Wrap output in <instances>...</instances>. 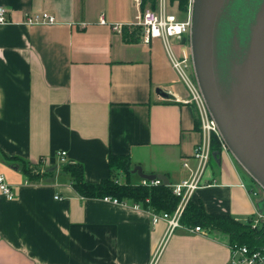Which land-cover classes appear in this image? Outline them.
I'll return each mask as SVG.
<instances>
[{"label":"crops","instance_id":"0c3cea01","mask_svg":"<svg viewBox=\"0 0 264 264\" xmlns=\"http://www.w3.org/2000/svg\"><path fill=\"white\" fill-rule=\"evenodd\" d=\"M0 6L9 19L0 23V175L16 194H0V264H230L228 235L179 227L165 241L167 222H154L146 204L135 209L84 196L65 169L82 164L92 183L114 175L140 185L137 165L166 175L170 185L190 177L184 160L195 166L197 108L162 40L129 42L122 33L138 27L142 7L134 0H0ZM43 11L58 23L23 22ZM183 38L173 42L185 55L189 38ZM110 154L128 156L131 173L113 171ZM248 177L257 182L222 149L192 200L262 226L257 201L264 193L254 196L258 188Z\"/></svg>","mask_w":264,"mask_h":264},{"label":"water","instance_id":"95a60500","mask_svg":"<svg viewBox=\"0 0 264 264\" xmlns=\"http://www.w3.org/2000/svg\"><path fill=\"white\" fill-rule=\"evenodd\" d=\"M190 45L197 81L229 150L264 190V0H195ZM132 171L170 185L166 175L140 165ZM258 206L264 215V198Z\"/></svg>","mask_w":264,"mask_h":264},{"label":"built area","instance_id":"2783aa9c","mask_svg":"<svg viewBox=\"0 0 264 264\" xmlns=\"http://www.w3.org/2000/svg\"><path fill=\"white\" fill-rule=\"evenodd\" d=\"M141 7L144 0H134ZM195 0H186V8L181 10L180 0H156L155 7H147L142 11L134 25L141 27L140 39L145 43H151L155 39H161L167 50L168 56L173 67L179 74L180 81L185 85L189 92V100L195 104L200 119L201 140L195 147L193 159L195 166L191 167L189 159L184 160V166L191 168L190 177L180 183L169 185L174 195L180 198L176 209L173 212H158L154 208L146 207L154 222L165 220L167 222V232L165 241L179 228L184 227L187 230L202 233L205 229L200 226H191L182 223L183 214L189 202L194 198L196 191L205 185L204 176L209 168L212 159V139L217 136L221 142L222 149L230 151L224 140L219 126L213 117L206 99L201 91L197 77L195 75L193 61L191 55H183L176 51L174 39L188 37L190 39L192 30L193 7ZM8 9L0 6V23L9 22ZM56 15L43 11L41 13H28L25 16L24 23L28 25H53L58 23ZM101 23H106L104 19ZM124 25L115 24L116 29H121ZM58 157L61 162L67 161V152L59 151ZM28 182V181H27ZM142 186L153 187L164 184L161 178L147 179L142 178L140 182ZM254 196H258V191L251 192ZM0 194L14 199L16 194L12 186L7 182L3 174L0 175ZM105 201L114 202L123 206H132L135 209H142L143 202L129 203L128 200H120L116 197L105 196ZM146 202H150L147 198ZM261 215V214H260ZM259 219L254 222V227L259 223ZM232 258L230 264H264V246L260 248H251L247 245L232 246ZM154 264V262H152Z\"/></svg>","mask_w":264,"mask_h":264},{"label":"trees","instance_id":"16d2710c","mask_svg":"<svg viewBox=\"0 0 264 264\" xmlns=\"http://www.w3.org/2000/svg\"><path fill=\"white\" fill-rule=\"evenodd\" d=\"M156 0H144L142 9L147 7H155ZM181 10L186 8V0H180ZM124 38L129 42H138L141 34V27L131 28L124 26L122 30ZM141 40V39H140ZM200 127V119L196 122ZM222 146L219 138L213 136L212 139V158L214 155H220ZM111 169H122L126 173H131L130 159L128 156L110 154ZM65 169L72 175L74 187L84 196L88 197H105L112 196L120 200L131 199L134 202H143L149 208H154L158 212H173L180 198L173 194L171 186L161 184L153 187H146L133 184L127 181L119 183L115 180V176H111L99 183L88 182L84 176V168L82 164L70 163L65 165ZM29 176L35 175L32 168H26ZM149 198L150 202H146ZM182 223L191 226L200 225L213 231L226 234L230 238V245H247L253 249L260 248L264 245V224L262 226L253 227L251 222H244L236 219L232 215L217 214L208 212L204 205L196 203L193 200L189 202L182 217Z\"/></svg>","mask_w":264,"mask_h":264},{"label":"rangeland","instance_id":"374dc122","mask_svg":"<svg viewBox=\"0 0 264 264\" xmlns=\"http://www.w3.org/2000/svg\"><path fill=\"white\" fill-rule=\"evenodd\" d=\"M179 6H180V3H179ZM180 8H181V7H180ZM183 39L185 40V38H182L181 40H183ZM188 40H189V43H187V50H188V54H187V55H188V57H189V56L191 55V45H190V39H188ZM180 42H181V41L178 40V43H180ZM248 176H249V175H248ZM247 179H248V183H250L249 185H250L251 187H254V188L256 187V188H258V190H257L258 192H261V191H262V192L264 193L263 188H262L261 186H259V184H258L257 182H254L253 179H252L251 177H250V178L248 177ZM259 188H260V189H259ZM258 199H260V198H258ZM258 203H260V200H259V202L257 201V204H258Z\"/></svg>","mask_w":264,"mask_h":264}]
</instances>
